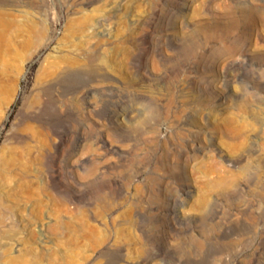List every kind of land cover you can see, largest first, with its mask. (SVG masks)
<instances>
[{
	"label": "rangeland",
	"instance_id": "obj_1",
	"mask_svg": "<svg viewBox=\"0 0 264 264\" xmlns=\"http://www.w3.org/2000/svg\"><path fill=\"white\" fill-rule=\"evenodd\" d=\"M0 264H264V0H0Z\"/></svg>",
	"mask_w": 264,
	"mask_h": 264
}]
</instances>
